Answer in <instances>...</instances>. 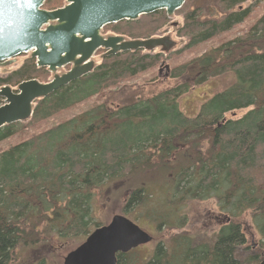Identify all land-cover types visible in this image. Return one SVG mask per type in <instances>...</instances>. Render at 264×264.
I'll list each match as a JSON object with an SVG mask.
<instances>
[{
	"label": "trees",
	"instance_id": "16d2710c",
	"mask_svg": "<svg viewBox=\"0 0 264 264\" xmlns=\"http://www.w3.org/2000/svg\"><path fill=\"white\" fill-rule=\"evenodd\" d=\"M246 1L186 0L174 14L183 15L177 34L187 42L170 55L197 49L248 22L260 2L244 6ZM64 4L47 0L44 8ZM171 21L162 9L108 24L103 33L144 40L162 36ZM172 48L102 55L91 72L35 100L29 119L0 128V143L16 139L0 150V264H21L15 250L22 244L65 242L73 236L83 241L103 224L95 220L93 205L97 192L106 189L123 196L128 192L127 216L131 206L153 199L163 206L161 224H168L170 211L193 199L215 198L220 210L233 218L215 237L179 233L159 242L144 264L264 260V254L245 253L247 237L239 221L253 211L264 234V9L233 37L212 43L171 69L165 66L167 77L175 81L172 86L122 105L96 101L49 124L61 112L155 69ZM227 73L231 82L206 99L195 116L181 110L183 94ZM52 78L47 67L27 54L16 68L0 71V89L8 85L16 90L23 81ZM3 100L0 96V104ZM234 111L244 112L227 118ZM135 176L140 177L138 185ZM128 253H118V264H127Z\"/></svg>",
	"mask_w": 264,
	"mask_h": 264
},
{
	"label": "water",
	"instance_id": "95a60500",
	"mask_svg": "<svg viewBox=\"0 0 264 264\" xmlns=\"http://www.w3.org/2000/svg\"><path fill=\"white\" fill-rule=\"evenodd\" d=\"M46 1L0 0V66L31 52L38 66H45L54 73L48 82L30 79L21 82L16 91L8 85L0 89V96L5 100L0 105V128L29 119L35 100L91 72L95 67L93 57L100 49H105L103 55L139 48L169 50L174 44L170 36L127 39L117 34L106 36L103 28L162 9L172 16L186 2L66 0L61 7L46 9ZM67 66H71L67 72L58 73ZM152 240L149 231L126 214L117 213L68 252L63 264H118V253H127ZM260 264H264V260Z\"/></svg>",
	"mask_w": 264,
	"mask_h": 264
},
{
	"label": "rangeland",
	"instance_id": "374dc122",
	"mask_svg": "<svg viewBox=\"0 0 264 264\" xmlns=\"http://www.w3.org/2000/svg\"><path fill=\"white\" fill-rule=\"evenodd\" d=\"M257 1L260 2V6L255 9L253 13L254 15L248 19V22H244L242 25L238 26L235 31L221 35L218 37L219 39L215 38L207 44H203L201 47L193 49L192 51L190 50L188 52H184L177 57L171 56V52L181 48L187 42V38L180 37L177 34L178 28H180L183 23V15H172V21L166 25L162 36H170V38L174 41V44L172 45L173 48L170 53L168 52L169 54H165V59L162 64L151 71L139 74L136 77L122 83L121 86L110 89L107 91L106 95L102 97L100 95L94 96L74 109H68L61 112L56 117L51 119L49 124L50 122L56 123L77 114L78 112L87 109L93 104V102L96 101H106L112 105H122L137 98H143L154 91H159L172 86L175 81L170 77H167L168 70L165 66L168 65L171 69L175 64L191 58L194 54L204 52L205 48L212 43L221 42L225 39L233 37L238 31L246 29L247 26H249L263 11L264 0H247L244 3V6H248ZM159 51L162 50L157 47L151 52L155 53ZM103 53H97L94 56L93 60L95 61V64L101 62ZM27 54L30 55V53ZM27 54L19 55L5 65L0 66V71L8 72L9 70L16 68L22 63ZM67 70V67L61 68L59 73L62 74ZM231 79L232 75L229 73L223 76L212 77L205 83L187 91L178 100L181 110L188 116H195L202 103L219 89L228 86ZM4 102L5 100H3L1 104ZM243 112L244 111H234L228 113L226 116L227 118L237 117L243 114ZM15 140L16 139H10L0 143V150L9 146L15 142ZM141 175L142 174H138V176ZM147 175H145V177ZM150 175L154 179H158L156 173H150ZM138 176H135L132 179L137 183L136 185H138V179H140ZM127 194L128 192L123 196L118 190H114L112 192L109 189L99 190L93 205V216L95 217V220L104 224L109 222L113 215L117 213L124 214V206L126 202L125 198ZM152 198L155 199V196ZM152 201L153 199L149 202L147 201L145 203H141L138 206L135 204L129 209L130 213L128 216L135 220L141 227L153 234L154 241L141 245L140 247L130 251L127 254V264H144V262L151 256L154 248L159 242L168 240L171 237H176L179 233L194 234L205 238L215 237L220 227H222L226 221L224 217L225 213L220 210L218 201L215 198H207L201 200H188L186 205L181 206L178 211L174 213L170 211L166 215L167 225L161 224L164 219L162 218L164 217V212H162L161 209L163 206H160L158 203ZM170 214L173 215L170 216ZM219 215L220 217L218 218ZM182 218H184V226H181L180 224ZM239 221L242 223L247 237V243L245 246V250L247 252L245 253L252 254L251 252H254V254H264V234L258 226V220L253 214V211H247L244 213L240 217ZM77 238L78 237L73 236L65 242L59 240L49 241L47 239H41L40 242L36 244L19 245L15 250L17 262L21 261V264H39L42 261L44 264H63L64 257L70 249L72 250L73 247H76L82 242V240L78 241Z\"/></svg>",
	"mask_w": 264,
	"mask_h": 264
},
{
	"label": "flooded vegetation",
	"instance_id": "af4514ba",
	"mask_svg": "<svg viewBox=\"0 0 264 264\" xmlns=\"http://www.w3.org/2000/svg\"><path fill=\"white\" fill-rule=\"evenodd\" d=\"M223 213H225V212H223ZM219 217H220V215L218 216V218H219ZM224 217H225V220H226L224 224H227V223H229L230 221L233 220V218H232L231 216H229L227 213L224 214ZM218 218H217V219H218ZM236 221H237V220L234 219V222H235V223H237ZM153 241H154V238H153ZM153 241H152V242H153ZM150 243H151V242H150ZM139 247H140V246H139ZM262 261H263V260H262ZM262 261H261V262H262ZM261 262H260V263H261Z\"/></svg>",
	"mask_w": 264,
	"mask_h": 264
}]
</instances>
